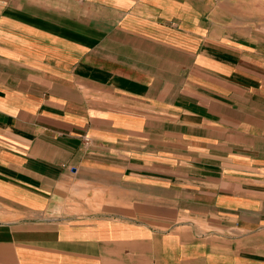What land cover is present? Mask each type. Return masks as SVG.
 Masks as SVG:
<instances>
[{"label": "crops", "instance_id": "obj_1", "mask_svg": "<svg viewBox=\"0 0 264 264\" xmlns=\"http://www.w3.org/2000/svg\"><path fill=\"white\" fill-rule=\"evenodd\" d=\"M0 264H264V0H0Z\"/></svg>", "mask_w": 264, "mask_h": 264}, {"label": "built area", "instance_id": "obj_2", "mask_svg": "<svg viewBox=\"0 0 264 264\" xmlns=\"http://www.w3.org/2000/svg\"><path fill=\"white\" fill-rule=\"evenodd\" d=\"M85 142L88 144L90 142L89 138H85Z\"/></svg>", "mask_w": 264, "mask_h": 264}]
</instances>
